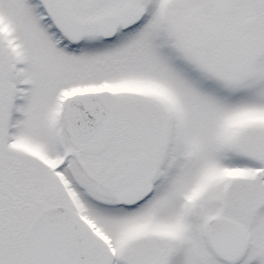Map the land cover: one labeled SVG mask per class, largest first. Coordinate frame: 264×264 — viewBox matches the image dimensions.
Listing matches in <instances>:
<instances>
[{
	"label": "rangeland",
	"instance_id": "rangeland-1",
	"mask_svg": "<svg viewBox=\"0 0 264 264\" xmlns=\"http://www.w3.org/2000/svg\"><path fill=\"white\" fill-rule=\"evenodd\" d=\"M135 3L148 10L138 30L112 43L86 38L71 56L49 42L34 1L0 0V101L7 117L0 134L13 132L11 148L1 141L0 264H21V229L50 203L53 187L60 190L46 170L58 165L61 179L72 183L70 202L86 207L92 224L113 240L119 264H228L213 256L205 228L208 216L223 214L249 235L236 264H264V182L253 175L264 171V0L74 5L95 20ZM100 84L133 96L114 99L112 118L90 142L73 147L82 164L69 169L70 141L46 117L69 88ZM132 149L147 151L146 171L162 176L140 208L106 206L99 199L112 200L111 193L93 169ZM21 170L44 178L47 195H37L39 183L15 185L23 182ZM194 205L203 207V219L192 216Z\"/></svg>",
	"mask_w": 264,
	"mask_h": 264
},
{
	"label": "water",
	"instance_id": "water-1",
	"mask_svg": "<svg viewBox=\"0 0 264 264\" xmlns=\"http://www.w3.org/2000/svg\"><path fill=\"white\" fill-rule=\"evenodd\" d=\"M41 3L52 18L54 25L69 37L70 35L64 32L65 28L59 23L57 15L58 13L61 14L59 6L51 0H41ZM137 13L138 11L135 9H129L122 14L120 21L127 19L136 21ZM73 27L76 28V33L70 38L72 41H76L80 32L77 25L73 24ZM103 95L106 96L104 100L101 99ZM110 98L108 93H102L77 96L69 100L68 108L72 101H83L87 110H90L91 115L94 116L88 123H78L75 119L71 120V133L78 142H85L99 127L109 111ZM97 108H99V113H93ZM139 159L138 163H131L125 167L126 175H132L142 168L146 157L142 155L137 160ZM125 164L124 160L119 161L112 171L118 172L119 168ZM257 177L262 178V174H258ZM150 181L151 177H146L138 186L129 190L126 195L133 199L140 195L138 190L140 192L143 190L141 197L146 196L150 192ZM115 197L118 204L132 205L134 203L124 202L122 193H117ZM194 213L197 216L200 215V209H194ZM208 237L214 251L228 261L236 259L244 251L247 243L246 230L239 224L226 221L223 218H211L209 220ZM22 262L23 264H112V255L105 243L91 231L77 214L67 208H54L42 212L30 225L22 245Z\"/></svg>",
	"mask_w": 264,
	"mask_h": 264
},
{
	"label": "flooded vegetation",
	"instance_id": "flooded-vegetation-1",
	"mask_svg": "<svg viewBox=\"0 0 264 264\" xmlns=\"http://www.w3.org/2000/svg\"><path fill=\"white\" fill-rule=\"evenodd\" d=\"M32 1L35 2V0H32ZM57 1L61 5V7L68 14H70L81 25V27L83 28V37L77 43L70 42L67 38L62 37L60 35V33L53 27V25H52L51 21L49 20V18H47L46 16H43V22H40V24H41V27L42 26L44 27V31L46 32L45 34L47 35V38H48L49 42L54 47L61 48L64 51L65 54L71 55V56L73 54H76L77 52H80L81 46L83 45V43L86 40V38H93L94 40H97V41H99L101 43H112V42H115L118 39H120L121 36L133 33L136 30H138L141 27V24L144 21V19L146 18V16H148V11L146 10V13H145V16H144L143 20H141L138 24H136V25H134L132 27H128V28L122 30L121 26L118 23V17L120 15L121 11L120 12H115L114 14L113 13L112 14L111 13H106L104 16L102 15V17H100V18L92 20V19L89 18L90 17V14H89L90 12H88L86 10L83 11L84 8H78L77 9V7L74 5L75 0H72L73 5H68V6H65L60 0H57ZM36 2L38 3V0H36ZM133 5H139V4L135 3V4H131L129 6H133ZM36 6H37V9L39 7V9H38L39 13L40 14L41 13L44 14V11H43L41 5L37 4ZM100 22H106V23H108V24H110V25H112L114 27L115 32L112 31V28H108L105 31L103 30L105 36H109V34H111V33L114 34V35H112V37L107 38V39H103L102 37L99 36L97 25ZM87 23H90V25H88ZM5 76H7V75H5ZM13 78H14V75H13ZM16 81L17 80L14 78L13 82L16 83ZM27 83H28V81L26 82V84ZM23 86H26V85H23ZM84 88H85V90H88V89H86L85 86L84 87H80L78 89H75L74 90L75 92H73L69 88L66 93L73 92L72 95H77V94H82L84 92H90V91L98 92V90H100V89H95V90L83 91ZM89 88H91V87H89ZM118 89H119V92H111L112 93V108H111V112L109 113V115L105 119V121L102 124L101 128H103L110 121V119L112 118L111 114H112V111L114 109V99L118 95L133 96L131 93L123 92L122 89L119 88V87H118ZM5 102L6 101H0V120H3V116L5 117V120L7 118L6 117V112H5L6 111V109H5L6 108V103ZM156 109L159 110L158 107H156ZM50 115H52V116H50ZM50 115H48L46 117L47 118L46 119L47 122L55 125V129L57 130L58 135H62L65 138H68L69 141H70L71 148H69L68 151L64 154V163L67 164L68 161H69V169L72 166H75V162H78L79 164H82V160L78 156L73 154V153H75L73 147H75L77 144L74 141H72L71 138H70L69 129H68L69 128V122H68V117H67V115L65 114V112L63 110V101H59L57 106H54L53 111L50 112ZM101 128L98 129V131L94 134L92 139L94 137H96V135L101 130ZM12 133H11V138H13V134ZM8 135L10 136V132L9 133L5 132L3 134V137L0 134V152L2 151L1 150L2 149V143H1L2 138L5 139ZM91 140H89L88 142H90ZM85 144H83V145H85ZM143 152H145V150H143V149L139 150V151H134V149H132V151H123L122 150L120 155H118V154L116 155V158H114L112 160H107L106 162L102 163L101 165H98L99 167H95L93 169L94 176L99 178L98 182L102 185V187H104V189H106L107 192L109 191L111 193L110 195H111L112 200L111 199L110 200H101V199H99L104 205L109 206V207H114V208H117V209H121V210H125V211H130V210L138 209L141 206L147 204L148 199L151 197V195L153 194V191H154V182L156 181V179L161 178V176H162V173H160L157 170H152V171H149V172L146 171V166L148 165V163L150 161V156L149 155H148L149 159H148V162L145 165V167L143 169L139 170L135 175H131V176L124 175V171H122V173H120V174L119 173L118 174H110V173H108V170L112 167V165L117 160L122 159V158L131 159V158H134L135 156H137V155H139V154H141ZM21 155L23 157L25 156L28 160L29 159L31 160V158H32L27 153H22ZM73 158L75 159V161L73 160ZM31 163L36 165V162L33 161V160L31 161ZM46 170L49 171L48 173L53 172L52 173L53 184H54V182L56 184H58V187H59L58 189H60V190H57L56 188L53 187L54 194H52V196H50L52 198H48L50 200V203L44 204V206L39 205L40 206L39 210H36L35 212H33L31 214L32 216L29 217L28 223L36 215H38L42 209H44L46 207H54V206H61L62 205V206H67V207L72 208L73 210H75L79 215H81V217H83L89 223V225H91L92 228L97 230V228L92 224L93 223L92 222L93 218L91 217L89 210L86 207H84V206L78 207L75 204H73L72 202H70V199H71L70 198V192H71L72 183L70 182V180L67 181L66 179H63L65 184L62 185L61 177H60V173H59V171H61L60 166L58 165L56 167H52V169H46ZM18 173L21 174V179L23 180V182H18L15 185H17L18 187H22V185H24V188H25V186H27V185L28 186L29 185L30 186L33 185V187H36V184L38 186V183H39V184H41V187H39L40 188V192L36 191L37 195L39 197L45 196V194L47 195V192L44 190V187L42 186V184L44 182V178H43V182H42L36 176H32V178L31 177H26V173L24 171H22V170L19 171ZM18 173H17V175H18ZM148 174L149 175L152 174L153 189H152V192H151L150 196H148L147 198L143 199L139 203L134 204L132 206H124V205L117 206L115 204V201H114V198H113V195H114L115 192H118V191L121 192V191L133 188L134 185H136L138 182L140 183L141 180L144 179ZM64 175L68 179H69V177H71L70 175H68V172H65ZM122 177H124L126 179L120 180L119 178H122ZM0 178H1V176H0ZM5 178H9V176L6 175ZM2 181H3V183L6 182L4 180H2ZM36 193H34V194H36ZM32 198H34V196ZM8 199L10 200V198H8ZM203 216H204V209H203V213H202L201 217L195 218V219H203ZM218 216H223V217H225V218H227L229 220H234V219H231V218L225 216L224 214L223 215H218ZM208 217H210V216H208ZM208 217L206 218V222H207ZM234 221H237V220H234ZM27 225L24 228H22V229L20 228L21 229V233H22L21 235L24 234V232H25V230L27 228ZM20 229H15V235L16 236L19 235V230ZM101 235H102V233H101ZM102 236H104V235H102ZM104 238H105V240L108 243H110L109 245L113 249V252H114V263L113 264H119L116 251H114L113 240L111 238H109L108 236H106V235L104 236ZM248 244H249V242H248ZM247 249H248V246H247V248H246V250H245V252L243 253L242 256H240L236 261H234L232 263H229V264H236L246 254Z\"/></svg>",
	"mask_w": 264,
	"mask_h": 264
}]
</instances>
